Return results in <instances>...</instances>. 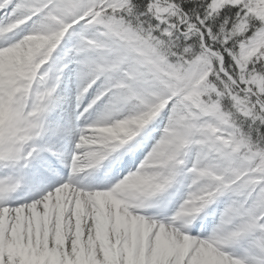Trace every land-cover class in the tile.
<instances>
[{
  "label": "snow or ice",
  "instance_id": "snow-or-ice-1",
  "mask_svg": "<svg viewBox=\"0 0 264 264\" xmlns=\"http://www.w3.org/2000/svg\"><path fill=\"white\" fill-rule=\"evenodd\" d=\"M0 264H264V0H0Z\"/></svg>",
  "mask_w": 264,
  "mask_h": 264
}]
</instances>
